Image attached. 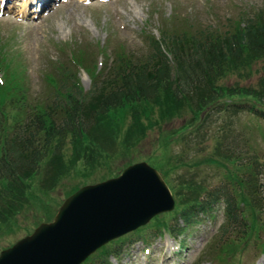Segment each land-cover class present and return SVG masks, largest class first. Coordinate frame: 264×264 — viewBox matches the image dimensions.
Returning <instances> with one entry per match:
<instances>
[{
  "label": "trees",
  "instance_id": "1",
  "mask_svg": "<svg viewBox=\"0 0 264 264\" xmlns=\"http://www.w3.org/2000/svg\"><path fill=\"white\" fill-rule=\"evenodd\" d=\"M160 32V38L147 40L149 54L143 60L117 49L106 72L91 70L93 61L82 52L71 53L69 63L57 64L55 73L47 76L53 89L45 100L32 99L25 77L9 79L4 69L0 76V213L5 221L21 210L29 180L41 175L45 161L56 158L69 168L81 162L85 168L77 175H96L99 181L119 175L140 160L158 168L176 200L168 221L149 223L160 235L166 231L178 237L201 223L217 205L225 210L221 239L226 242L240 239L233 234L247 232L248 212L254 218L253 227L259 219L264 224V153L250 139L254 128L234 127L226 120L219 123L213 152L204 159L220 175L216 183L193 169L185 151H169L173 143H199L202 129L221 113L247 112L264 120V75L256 83H222L235 72L250 78L252 66L264 59V7L233 19L223 29L165 25ZM82 67L92 79L87 90L80 82ZM180 117L185 125L162 134V149L148 157L135 153L148 128ZM101 160L105 166L94 170ZM178 165L186 166L185 172H178L182 175L176 173ZM50 200L40 201L44 204L38 208L46 216L41 222L55 214ZM128 236L104 245L82 264H112L109 257L119 258ZM260 251L264 255V244Z\"/></svg>",
  "mask_w": 264,
  "mask_h": 264
},
{
  "label": "rangeland",
  "instance_id": "2",
  "mask_svg": "<svg viewBox=\"0 0 264 264\" xmlns=\"http://www.w3.org/2000/svg\"><path fill=\"white\" fill-rule=\"evenodd\" d=\"M263 7L264 0H0V75L5 69L9 79L25 77L32 99L45 100L53 89L47 76L55 73L57 64L69 63L71 53L82 52L93 61L89 64L91 70L104 69L106 72L116 58L117 49L125 50L134 59L143 60L149 54L147 40L152 36L160 38V30L165 25L189 30L204 27L223 29L233 19ZM251 72L250 78L235 72L222 83H256L264 75V59L254 64ZM79 76L83 88L89 89L92 85L90 73L82 67ZM156 113L158 116V110ZM225 120L231 121L234 127L254 128L252 135L249 133L250 139L254 147L264 153V120H258L247 112L215 115L202 129L204 139L201 137L199 143L170 145L171 154L185 151L195 165L193 169L198 168L199 175L203 172L211 183H216L220 175H217L215 166L204 159L213 152L216 144L213 134L220 130L219 123ZM185 123L184 117H180L165 120L161 127L148 128L146 136L136 145L135 153L141 157L152 155L157 148L162 149L160 137L163 133ZM68 159L67 155L65 162ZM102 164L105 166L106 163L101 160V165L98 164L94 170H101ZM76 167L79 170L76 171ZM84 168L81 162L69 168L56 158L45 161L41 175L29 180V194L21 210L15 212L9 221H5L0 213V252L29 234L41 222L40 219L46 217L45 212L38 208L44 204L40 201L51 198L56 214L69 192L79 185L80 188L100 180L96 175H77ZM185 169L186 166L178 165L176 173L185 172ZM239 194V198L246 202L243 193ZM175 207L125 234L129 236L122 241L123 250L119 258L109 257L112 264H264V255L260 251L264 244L261 219L253 227L254 218L248 212L247 232L233 234L232 237L240 239L231 238L227 242L225 238L221 239L226 221L223 205L215 206L201 223L181 235L177 234L178 237L166 231L160 235L149 226V223L168 221ZM17 223L19 225H15ZM261 225L263 229H260Z\"/></svg>",
  "mask_w": 264,
  "mask_h": 264
},
{
  "label": "water",
  "instance_id": "3",
  "mask_svg": "<svg viewBox=\"0 0 264 264\" xmlns=\"http://www.w3.org/2000/svg\"><path fill=\"white\" fill-rule=\"evenodd\" d=\"M174 207L160 171L139 161L68 196L53 220L2 250L0 264H82L106 243Z\"/></svg>",
  "mask_w": 264,
  "mask_h": 264
},
{
  "label": "clouds",
  "instance_id": "4",
  "mask_svg": "<svg viewBox=\"0 0 264 264\" xmlns=\"http://www.w3.org/2000/svg\"><path fill=\"white\" fill-rule=\"evenodd\" d=\"M0 83H2V81H0Z\"/></svg>",
  "mask_w": 264,
  "mask_h": 264
}]
</instances>
